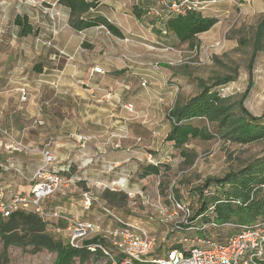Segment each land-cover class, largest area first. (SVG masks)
<instances>
[{
  "label": "rangeland",
  "instance_id": "1",
  "mask_svg": "<svg viewBox=\"0 0 264 264\" xmlns=\"http://www.w3.org/2000/svg\"><path fill=\"white\" fill-rule=\"evenodd\" d=\"M59 1L0 0V58L12 55L18 47L22 48L19 64L29 62L25 42L13 37L11 25L16 16H27L37 30L32 44L42 47L39 59L51 63L47 75L54 79L63 74L57 88L46 85L33 90L30 100L34 114L17 117L20 135L3 133L0 125V134L4 135L0 143V190L5 200L29 195V178L42 166L41 151L50 141L58 166L68 167L69 172L63 174L65 182L60 190L43 203L45 207L60 208L73 218L100 220L108 227L112 223L101 209L106 204L125 221L147 228L157 237L159 250L166 251L180 233L170 231L171 222L165 225L156 209L138 193L148 194L154 204L168 206L171 212L170 200L175 198L193 215L200 207L197 188L207 178H222L264 160V140L239 145L216 136L208 141L191 139L181 149L167 141L171 132L169 113L177 102L184 103L199 94L198 79L213 85L216 77L236 73L234 82L216 89L233 104L246 92L251 43L264 16V2L258 5L255 0H242L239 8L230 2L215 4L209 8V16L218 23L199 35L196 47L191 48L174 36L161 34L162 19L158 16H143V22L134 19V9L144 11L152 0H99L93 15L121 18L128 28L124 39L103 26L76 33L69 26L68 9ZM3 29L8 35L2 33ZM66 33L77 36L69 37L70 45L77 41L73 50L79 54L77 62L57 49L66 43L62 38ZM50 56L54 59L48 60ZM95 67L103 73H93ZM125 105H131L133 111L126 110ZM245 106L254 116L264 114V52L255 64L254 87ZM36 119L44 124L36 125ZM191 123L210 127L205 120ZM80 137L87 141L80 142ZM149 166L157 167L158 173L145 175ZM120 179H127V190L114 186ZM105 190L126 194L128 201L109 205L102 198ZM216 190L212 187L208 193ZM87 193L94 199L90 210L84 207ZM118 198L121 200V196ZM28 209L33 208L30 205ZM173 220L185 223L182 215ZM193 223L200 225L199 221ZM48 232L67 244L66 232L55 233L50 227ZM231 233L229 228L207 229L206 235L221 241ZM190 236L201 237L196 230ZM55 258L56 254L48 251L32 254L13 246L5 251L0 240V264H54ZM108 263L107 258L93 255L75 264Z\"/></svg>",
  "mask_w": 264,
  "mask_h": 264
},
{
  "label": "trees",
  "instance_id": "2",
  "mask_svg": "<svg viewBox=\"0 0 264 264\" xmlns=\"http://www.w3.org/2000/svg\"><path fill=\"white\" fill-rule=\"evenodd\" d=\"M215 1L217 4L226 2ZM236 1L241 4L242 0ZM59 3L69 9V26L76 32L103 26L113 36L124 39L122 31L107 18L93 15L92 12L99 6V0H60ZM152 5L153 2H150L144 11L136 7L133 11L135 17L138 20L143 16L148 17ZM214 6L216 5L212 7ZM210 13L211 10H188L185 14L169 16L162 19L160 33L174 36L179 43H188L189 47L194 48L199 42V35L209 32L218 23V19L209 16ZM14 24L19 28L20 37L37 34L27 16H16ZM263 52L264 16L256 26L251 43L246 92L233 104L216 89L234 82L236 73L216 77L213 85H208L204 79H198L201 89L199 94L184 103L177 102L169 113L171 132L167 141L181 149L191 139L208 141L216 136L239 145L264 140V114L254 116L245 106L254 87L255 64ZM193 120H205L210 127L194 126L191 123ZM211 127L215 132L210 129ZM153 173H158L157 167H147L145 175ZM212 187L217 190L213 194L208 193ZM197 190L200 194L198 200L200 207L190 221L198 218L203 222L214 221L220 226L218 230H221L227 229V224L252 225L264 220V160L244 169L231 171L222 178L209 177ZM102 198L113 206H117L121 201L123 203L128 201L126 194L111 190H105ZM58 226L65 228L63 224ZM199 235L205 236L202 232ZM0 240L5 251L13 246L32 254L42 251L54 253L56 254L54 264H75L77 260L84 263L93 255L97 259L107 258L108 264H112L110 258L101 250L92 252L84 248L75 249L56 240L48 232L47 224L35 212L17 211L8 218L0 215Z\"/></svg>",
  "mask_w": 264,
  "mask_h": 264
},
{
  "label": "built area",
  "instance_id": "3",
  "mask_svg": "<svg viewBox=\"0 0 264 264\" xmlns=\"http://www.w3.org/2000/svg\"><path fill=\"white\" fill-rule=\"evenodd\" d=\"M222 1L235 4L238 8L241 5L236 0ZM152 2L148 15L158 16L161 19L185 14L188 10H209L218 3L215 0H152ZM93 73L102 74L103 70L95 67ZM58 85V82L52 84L56 88ZM19 92L21 102L26 103L29 96L27 88H21ZM124 108L130 112L133 111L131 105H125ZM34 123L43 125L44 121L36 119ZM79 141L85 142L87 138L80 137ZM17 149L20 148L17 147ZM41 154L43 164L30 179L29 195H17L10 200H5L4 192L0 190V215L3 218H8L17 211L35 212L53 232L67 233V245L92 252L101 250L110 258L112 264H264V220L252 225L227 224L226 228L232 229L233 233L225 240L218 241L206 235L207 229L220 227L214 221L203 222L199 221V218L190 221L191 209L177 199L170 200L171 212L168 206L159 202L154 204L148 194L138 193L147 205L156 209L165 225L171 222L170 231L180 233V236L174 237L168 250L163 251L159 250L157 237L147 228L138 223L125 221L106 204H103L101 209L108 217V221L112 223L108 227L104 226L100 220L73 218L60 208H47L43 203L63 186L65 182L63 173L68 169L58 166L52 142L49 141L43 145ZM114 186L127 190V179H120ZM128 194L133 196L132 193ZM85 196L84 207L90 210L94 199L89 193ZM30 205L32 210L28 209ZM176 215H182L185 223H175L173 218ZM196 221H199V226L194 225L193 222ZM59 224L65 225V228L59 227ZM193 230L197 233L202 232L205 236L191 239L190 233Z\"/></svg>",
  "mask_w": 264,
  "mask_h": 264
},
{
  "label": "crops",
  "instance_id": "4",
  "mask_svg": "<svg viewBox=\"0 0 264 264\" xmlns=\"http://www.w3.org/2000/svg\"><path fill=\"white\" fill-rule=\"evenodd\" d=\"M243 1H248V0H243ZM257 1L258 5L262 2V0H255ZM263 3V2H262ZM66 8V7H65ZM68 9V8H66ZM69 11V9H68ZM134 15V14H133ZM132 15V16H133ZM105 18H107L105 15H103ZM135 17V15L133 16ZM16 18V17H15ZM14 20L11 22V25L13 29L15 30L13 32V37L18 40H23L25 42L24 46V52L25 55L28 56L29 62L25 63V65H20L19 64V57L21 56V49L17 50L18 47L13 50L12 55L8 56H3L0 58V125L4 127V131H2L5 134H8L9 132L12 135H20V132H22L18 127V119H20V115L24 118L28 117V115L34 114V109L32 105L34 104L30 99L33 94V90L35 89H41L44 88L46 85L51 86L53 83L58 82L62 80L63 74L59 73L58 75L54 76V79H51V75H47L46 71H48V66L49 63L47 59L45 58V61L42 59H39V55L41 54V45L37 44H32V37L34 35H30L27 37H20L19 36V28L14 24ZM143 18V17H142ZM138 20L136 17L134 18L136 21L143 22V19ZM111 23L116 25L124 34V38H126L127 30L128 28H125L123 20L119 17H115L114 19H109L107 18ZM29 23L32 25V23L29 20ZM93 29V28H92ZM91 30V29H88ZM88 30L82 31V32H76L78 34H83L84 32H87ZM2 33L8 35L7 31L5 29L2 30ZM208 33V32H207ZM205 34V33H204ZM62 37L66 43L64 45H61L60 48L57 47V49L66 56H69L72 61L71 62H77L79 59V54L78 52L75 53L73 52L74 46H76V43H72L70 45V38H77L76 35L73 34H63ZM38 36L36 37V39ZM200 38V37H199ZM35 39V41H36ZM82 43V39L79 42V44ZM27 44L33 47L27 48ZM16 46H18L16 44ZM72 46V47H71ZM80 46V45H79ZM54 56H50L48 60H53ZM32 62L35 65L31 68ZM30 66V67H28ZM31 68V69H30ZM33 70V71H32ZM33 75H32V73ZM75 75H78L75 71H73ZM28 75H32L33 78H29ZM61 75V77H60ZM48 78V79H47ZM60 85V83H59ZM58 85V86H59ZM27 88L29 96H28V101L25 103L26 105L22 106V102L20 100L21 95L19 92V89L21 88ZM52 87V86H51ZM28 103V104H27ZM3 134H0V143H3L1 141L3 138ZM30 139V137L28 138ZM30 141V140H29ZM63 168V167H62ZM68 169L67 172H69V168H64ZM35 173V172H34ZM33 173V175H34ZM66 173V172H64ZM63 173V174H64ZM2 177V176H1ZM32 176L29 178L31 179ZM20 195H26V194H20Z\"/></svg>",
  "mask_w": 264,
  "mask_h": 264
}]
</instances>
